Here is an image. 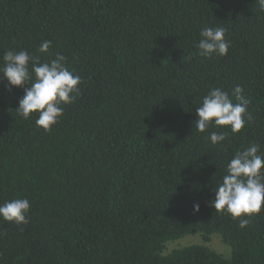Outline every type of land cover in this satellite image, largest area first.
I'll return each mask as SVG.
<instances>
[{"label": "trees", "instance_id": "1", "mask_svg": "<svg viewBox=\"0 0 264 264\" xmlns=\"http://www.w3.org/2000/svg\"><path fill=\"white\" fill-rule=\"evenodd\" d=\"M204 27L226 29V56L198 55ZM8 50L40 63L60 53L81 84L45 131L0 76V204L31 206L26 224L0 219V264H264V208L241 228L210 206L237 152L264 153L258 0H0V57ZM237 86L250 121L213 145L221 129L199 133L195 109L213 88L235 102ZM194 233L204 245L167 252ZM216 234L231 260L207 246Z\"/></svg>", "mask_w": 264, "mask_h": 264}, {"label": "clouds", "instance_id": "2", "mask_svg": "<svg viewBox=\"0 0 264 264\" xmlns=\"http://www.w3.org/2000/svg\"><path fill=\"white\" fill-rule=\"evenodd\" d=\"M264 9V0H258ZM200 40L196 45L198 55L203 58L226 56L230 41L224 27H204L200 31ZM52 41L44 40L38 48L40 53H48ZM0 76L9 85L24 89L16 112L24 119L37 113L35 124L45 131L51 129L63 115L61 105L71 104L79 93L81 79L66 67V57L57 53L50 62L40 63L39 58L27 51L8 50L0 57ZM30 85V87H25ZM243 89L237 86L233 98L221 88H213L203 97L201 106L195 109L196 130L204 133L210 127L220 128L207 137L213 145L226 139L225 127L232 133H239L250 121L247 116L248 101L242 95ZM215 199L210 206L215 212H226L239 219V226L245 228L250 217L264 208V153L260 146L253 143L239 151L227 163L226 174L214 189ZM30 203L27 198H15L0 204V219L23 225L28 222ZM198 213L199 204L193 205Z\"/></svg>", "mask_w": 264, "mask_h": 264}, {"label": "rangeland", "instance_id": "3", "mask_svg": "<svg viewBox=\"0 0 264 264\" xmlns=\"http://www.w3.org/2000/svg\"><path fill=\"white\" fill-rule=\"evenodd\" d=\"M198 245H204L203 237L200 233H194L191 235H188L180 240L172 241L167 244V252H171L174 249L177 248H184L189 246H198ZM207 246L213 250L214 252L220 254L227 260H231L232 258V249L231 247L227 246L223 241L222 238L219 235H213L211 237L210 243L207 244Z\"/></svg>", "mask_w": 264, "mask_h": 264}]
</instances>
